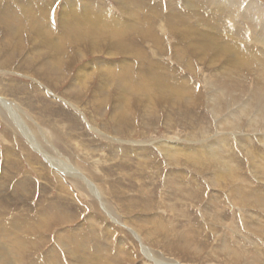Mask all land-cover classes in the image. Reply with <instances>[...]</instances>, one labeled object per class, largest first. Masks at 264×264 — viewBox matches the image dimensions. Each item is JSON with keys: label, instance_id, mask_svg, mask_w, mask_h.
<instances>
[{"label": "rangeland", "instance_id": "1", "mask_svg": "<svg viewBox=\"0 0 264 264\" xmlns=\"http://www.w3.org/2000/svg\"><path fill=\"white\" fill-rule=\"evenodd\" d=\"M190 1L0 0V252L12 264H75L67 236L99 243L85 252L106 264H264V112H238L263 80L264 0ZM235 3L253 28L236 30ZM205 34L223 51L193 53ZM235 49L247 71L217 116L212 81Z\"/></svg>", "mask_w": 264, "mask_h": 264}, {"label": "bare ground", "instance_id": "2", "mask_svg": "<svg viewBox=\"0 0 264 264\" xmlns=\"http://www.w3.org/2000/svg\"><path fill=\"white\" fill-rule=\"evenodd\" d=\"M121 1V0H120ZM128 1V0H127ZM185 1V0H184ZM200 0H191L190 1V3H193V2H199ZM227 2L228 3H230V0H227ZM129 3V2H128ZM119 4V3H118ZM131 4V3H130ZM124 5V4H123ZM126 5V4H125ZM131 6V5H130ZM235 9L234 10H230L229 12H230V14L229 15H231L232 16V18H233V23H234V25H235V27H236V30L237 31H242V28H244V27H246V26H249V28H253L254 27V25H252L251 23H252V21H251V19L249 18V16H250V7L249 6H247V8L246 9H244V10H242V9H240V11H237L238 9V5H237V3H235V4H233L232 5ZM127 7V6H126ZM129 7V6H128ZM219 7H221V5L219 4L218 5V8ZM84 8H86L85 6H84ZM96 8V7H95ZM33 9V8H32ZM121 9V8H120ZM70 10V9H69ZM86 11L85 12H88L89 11V9H85ZM130 10V9H129ZM191 11V10H190ZM174 12V11H173ZM29 13V12H28ZM222 13H224V12H222ZM234 13V14H233ZM10 14H12V13H10ZM26 14H27V12H26ZM25 15V14H24ZM99 15V14H98ZM179 15V14H178ZM12 16V15H11ZM29 16V15H28ZM6 17H8L9 18V16H7L6 15ZM13 17V16H12ZM16 17V16H15ZM196 17V16H195ZM7 18V19H8ZM223 18V17H222ZM243 18V19H242ZM12 19V18H11ZM15 19V18H14ZM189 19V18H188ZM9 20H10V18H9ZM230 20V19H229ZM2 21V20H1ZM5 21V20H4ZM7 21V20H6ZM18 21V20H17ZM16 21V22H17ZM187 21V20H186ZM245 21V22H244ZM3 22V21H2ZM36 22V21H35ZM87 22V21H86ZM145 22V21H144ZM219 22V21H218ZM241 22V23H240ZM209 23V22H208ZM10 24V23H9ZM11 24H12V22H11ZM40 24V23H39ZM209 25V24H208ZM234 25H232V26H234ZM7 26V25H6ZM79 26H80V24H74L73 26H71V24L69 25V31L71 32V31H73V33L75 32V35L76 36H79V34L80 35H89V34H87V33H82V32H80L79 31ZM204 26V25H203ZM11 27V26H10ZM76 29V30H75ZM148 29V28H147ZM209 29V28H208ZM246 29V28H245ZM93 30V29H92ZM218 30V29H217ZM255 30V29H254ZM60 31V30H59ZM247 31V30H246ZM249 31V30H248ZM224 32H228L227 30L225 31L224 30ZM15 33V32H14ZM233 33V32H232ZM243 33V32H242ZM94 34H95V32H94ZM114 34V33H113ZM183 34V33H182ZM225 34V33H224ZM58 35V34H57ZM74 35V36H75ZM240 35V34H239ZM244 35V34H243ZM253 35V34H252ZM255 35H257L256 34V32H255V34H254V36ZM260 35L261 36H263L264 37V32H262V33H260ZM47 36V35H46ZM190 36V35H189ZM198 36V35H197ZM224 36V35H223ZM200 37V36H199ZM227 37H229L228 36V33H227ZM242 37V36H241ZM245 37V36H244ZM249 37V36H248ZM49 38V37H48ZM47 38V39H48ZM124 38V37H123ZM207 38H208V40L210 41H214V40H212V36L211 35H209V34H205L204 35V41H203V45L201 46V47H199V46H194L193 45V48H192V51H193V53L194 52H199V54H203V52H204V54H205V52H209V51H213V52H215V51H218V49H221L222 51H223V47H222V45H224V44H221V43H219L217 40V42H218V44L216 45V47H217V49H215V48H213L212 47V45L211 44H209L208 42H207ZM225 38V37H224ZM223 38V39H224ZM230 38H232V37H230ZM237 39H238V37H236ZM235 38V39H236ZM216 39V38H215ZM222 39V40H223ZM227 39V38H226ZM52 40V39H51ZM118 40V39H117ZM124 40V39H123ZM230 40V39H229ZM229 40H227V41H229ZM232 40V39H231ZM230 40V41H231ZM226 41V40H225ZM233 41V40H232ZM231 41V42H232ZM215 42V41H214ZM242 42V41H241ZM207 43V44H206ZM216 43V42H215ZM247 43V42H246ZM42 44V43H41ZM240 44V43H239ZM245 44V43H244ZM192 45V44H191ZM237 45V44H236ZM246 45V44H245ZM37 46V45H36ZM59 46V45H58ZM62 46V45H61ZM71 46V45H70ZM49 47V46H48ZM72 47V46H71ZM199 48V49H198ZM201 48H203V49H201ZM226 48V47H225ZM224 48V50H226ZM58 49V48H57ZM60 49V48H59ZM227 49H230V47L229 48H227ZM61 50V49H60ZM197 50V51H196ZM231 50V49H230ZM234 50V49H233ZM240 50V49H239ZM88 51V50H87ZM201 51V52H200ZM225 52V51H224ZM241 53V50L240 51H237L236 49H235V51H233V52H231V53H229V54H227L228 55V58L229 59H227L226 61H228V60H230L231 61V66L230 65H228V66H230V69L229 68H227L228 70H224V72L223 73H221L222 75H221V77L220 78H218V79H216L217 80V83L216 82H214V81H212V86H216V87H212L211 88V90H210V101H211V108H212V112H214L215 114H217V116H218V114H220L221 113V111L225 108V105L226 104H231L233 101V99H232V92H234L235 91V89H237L236 87H237V85H238V81L237 80H235L234 79V77H236L237 78V76H238V74L239 73H241V71L242 70H244V68H245V66L246 65H244L243 64V62H241V58L238 56V54L237 53ZM243 52V51H242ZM218 53H220V52H218ZM217 53V54H218ZM213 54V53H212ZM242 54H244V53H242ZM43 55V54H42ZM46 55V54H45ZM206 55H208V54H206ZM209 55H211V54H209ZM214 55V54H213ZM219 55V54H218ZM222 55H223V53H222ZM246 55V54H245ZM48 56V55H47ZM237 56V57H236ZM251 56V55H250ZM213 57V56H212ZM215 57V56H214ZM217 57V56H216ZM215 57V58H216ZM221 57V56H220ZM225 58L227 57L226 55L224 56ZM234 57H236V58H234ZM239 57V58H238ZM243 57H245V59H246V56H243ZM81 58V57H80ZM213 59V58H212ZM211 59V60H212ZM207 60V59H206ZM214 60V59H213ZM249 60V59H248ZM259 60V59H258ZM225 61V62H226ZM246 61V60H245ZM262 60H260V61H258V62H261ZM257 62V61H256ZM258 62H257V64H258ZM206 63H208V62H206ZM222 64H226V63H222ZM253 64H255V63H253ZM264 64V63H263ZM262 64V65H263ZM123 65V64H122ZM210 65V64H209ZM249 65V64H248ZM107 66V65H106ZM124 66H126V65H124ZM225 66V65H224ZM260 66V65H259ZM105 67V66H104ZM111 67V66H110ZM223 67V66H222ZM257 67V66H256ZM224 68V67H223ZM261 68H264V67H261ZM122 69V68H121ZM158 69V68H157ZM216 69V68H215ZM225 69V68H224ZM246 69V68H245ZM249 69H252V68H250L249 67ZM108 70V69H107ZM81 71V70H80ZM111 71V70H110ZM122 71V70H121ZM216 71V70H215ZM245 71V70H244ZM246 71H247V69H246ZM253 71H255V69H253ZM120 72V71H119ZM250 72V71H249ZM256 72H258V74L257 75H260L261 76V78L263 79H259V81H261L259 84H257L252 90H251V92H249V93H251V94H249L248 95V98H247V100L244 102V105L243 106H241V108H240V110L241 111H238V112H243V113H247V111L248 110H252V111H254L255 113H254V116H253V118L250 120V122H255L256 120H258V118H259V116H260V113H262V112H264V70H256ZM137 74V73H136ZM119 75V74H118ZM138 75V74H137ZM246 75V74H245ZM81 78V77H80ZM258 78H259V76H258ZM116 79V78H115ZM163 79V78H162ZM167 78H164L163 80H166ZM46 80V79H45ZM80 80V79H79ZM89 80V79H88ZM163 80H161V81H163ZM81 81V80H80ZM87 81V80H86ZM154 81V80H153ZM205 81V80H204ZM210 81V80H209ZM244 81V80H243ZM250 81V80H249ZM255 81V80H254ZM51 82V81H50ZM82 82V81H81ZM72 83V82H71ZM157 83V82H156ZM166 83V82H165ZM83 84V83H82ZM142 84V83H141ZM163 85H165V84H163ZM218 85V86H217ZM108 87V86H107ZM117 88V87H116ZM121 88V87H120ZM126 89V88H125ZM176 89V88H175ZM181 90L183 89V88H180ZM72 90V89H71ZM177 90H179V88L177 89ZM175 91V90H174ZM183 91H184V89H183ZM100 92V91H99ZM193 92V91H192ZM230 92V93H229ZM98 93V92H97ZM103 93V92H102ZM247 93V92H246ZM171 94V93H170ZM177 94V93H176ZM192 95V94H191ZM93 96V95H92ZM97 96V95H96ZM159 96V95H158ZM168 96V95H167ZM175 96V95H174ZM177 96V95H176ZM173 97V96H172ZM181 97V96H180ZM179 97V98H180ZM103 98V97H102ZM156 98H157V96H156ZM236 98V97H235ZM104 99V98H103ZM102 99V100H103ZM140 99V98H139ZM173 99V98H172ZM174 99H175V97H174ZM182 99V98H181ZM237 99V98H236ZM0 100H1V98H0ZM131 100V99H130ZM171 99H169V101H170ZM196 100V99H195ZM101 101V100H100ZM99 101V102H100ZM179 102H180V100H179ZM237 102V101H236ZM235 102V103H236ZM162 103V102H161ZM99 105V104H98ZM228 107V106H227ZM140 108V107H139ZM138 109V108H137ZM8 110V109H7ZM10 110V109H9ZM11 111V110H10ZM111 111H113V109L111 110ZM143 111V110H142ZM133 112V111H132ZM22 113V112H21ZM112 113H114V112H112ZM233 114V113H232ZM245 115V114H244ZM245 116H247V115H245ZM228 119L227 120H229L228 121V124H229V126H230V128L231 129H235L236 128V126H237V118H238V113L236 112L235 114H233V115H231L230 117H227ZM225 120H226V118H225ZM224 120V121H225ZM223 121V120H222ZM168 122H169V120H168ZM34 126V125H33ZM202 130V129H201ZM46 132V131H45ZM203 134V133H202ZM30 135V134H29ZM175 135V134H174ZM191 135V134H190ZM199 135V134H198ZM36 137V136H35ZM41 139V138H40ZM188 142V141H187ZM198 143H200V142H198ZM225 143V142H224ZM162 144V143H161ZM164 144H166V143H164ZM164 144H163V147H164V151H165V153H166V150H167V148H169L168 149V152H167V154L170 152L171 154H173L174 153V151H175V148L173 147V146H164ZM221 145V144H220ZM162 146V145H161ZM223 146H225V145H223ZM210 147V146H209ZM222 147V146H221ZM211 148V147H210ZM209 148V149H210ZM46 149V148H45ZM206 149H208V148H206ZM184 150V149H183ZM182 150V151H183ZM215 149L213 148L212 150H210V156L209 157H211V159L212 160H214V162L216 163V164H218V166L221 168V170L225 167V163L228 161H225L224 159H222L221 157H220V154L218 153V152H215L214 151ZM248 151V150H247ZM190 151L188 150L187 151V153H189ZM196 153H197V151H196ZM208 153H209V151H208ZM208 153H206V154H208ZM205 154V153H204ZM250 154H252V153H250ZM194 155V154H193ZM257 155V154H256ZM199 155H196L195 157H198ZM202 156V155H201ZM48 157V156H47ZM170 157H171V155H170ZM209 157H206V158H209ZM251 157H253L254 158V155L252 154V156ZM260 157V156H259ZM57 158V157H56ZM173 158V157H172ZM182 158V157H181ZM257 158V157H256ZM179 160V159H178ZM187 160V159H186ZM185 160V161H186ZM189 160V159H188ZM257 160V159H256ZM171 161V160H170ZM210 161V160H209ZM264 162V161H263ZM192 163V162H191ZM230 163V162H229ZM186 164H187V162H186ZM183 165V164H182ZM190 165V164H189ZM215 165V164H214ZM260 166H261V164H259ZM70 166V165H69ZM228 168H229V165L227 166ZM258 167V166H257ZM264 168V167H263ZM262 167H261V169H263ZM70 169V168H69ZM73 171V170H72ZM256 171H258L259 172V170H256ZM219 171H217V173H218ZM264 173V172H263ZM222 174H224V173H222ZM217 180V179H216ZM86 192V191H85ZM141 192V191H140ZM259 192V191H258ZM264 194V193H263ZM237 196V195H236ZM238 197V196H237ZM256 197V196H255ZM236 198V197H235ZM240 198V197H239ZM238 198V199H239ZM257 198V197H256ZM255 199V198H254ZM258 199V198H257ZM262 199H263V197H262ZM259 200V199H258ZM148 201V200H147ZM247 201V200H246ZM249 201V200H248ZM256 201V200H255ZM261 201V200H260ZM251 202V201H250ZM248 203V202H247ZM261 203V202H260ZM123 205V204H122ZM242 206V205H241ZM251 206V205H250ZM253 206V205H252ZM255 206V205H254ZM208 209V208H207ZM111 212V211H110ZM172 215V214H171ZM115 220V219H114ZM113 221V220H112ZM113 222H115V221H113ZM17 223V222H16ZM255 223V222H254ZM139 228H140V226H139ZM164 229V228H163ZM5 231V230H4ZM3 231V232H4ZM66 232V231H65ZM180 233V232H179ZM132 234V233H131ZM132 236V235H131ZM81 236H79L78 235V237L77 238H80ZM66 238V237H65ZM67 238H69L70 240H65L64 241V243H66V244H68V246H71V245H73L74 247H75V249H70V253H71V255H72V257L74 258V260H75V264H106V263H103V258H104V256H103V254L102 253H100L99 254V256L98 257H95L94 255H92V254H90L89 252H85V250L86 249H88L89 251H93L95 254H98L97 253V251L95 250V247L97 246L98 247V252L100 251L99 249H102V247H99L98 246V244L96 245V243H94V245L92 246L91 245V243L90 242H88L87 240H84V239H71V237H68L67 236ZM19 239V238H18ZM16 240V239H15ZM17 241V240H16ZM15 242V241H14ZM72 242V243H71ZM85 244V245H84ZM4 246V245H3ZM15 246V245H14ZM1 248V247H0ZM21 248L23 249V247L21 246ZM18 250V249H17ZM14 253H16V251L14 252ZM189 253V252H188ZM237 255V254H236ZM257 255V254H256ZM260 255V254H259ZM258 255V256H259ZM15 256V255H14ZM147 256V255H146ZM195 256V255H194ZM103 257V258H102ZM240 257V255L238 256V258ZM246 257V256H245ZM244 257V258H245ZM14 258V257H13ZM4 259H6V261L4 260ZM8 259V260H7ZM147 259V258H146ZM233 259V258H232ZM15 260V259H14ZM14 260L11 258V257H9V256H7V252H0V264H12V262H14ZM197 260V259H196ZM230 260V259H229ZM228 260V261H229ZM245 260H247L246 258H245ZM250 260H252V259H250ZM254 260V259H253ZM258 260H260V259H258ZM18 261V260H17ZM157 261H158V259H157ZM263 261V260H262ZM258 262V261H257ZM256 262V263H257ZM70 263L71 264H74L71 260H70ZM144 263V262H143ZM206 263V262H205ZM204 263V264H205ZM260 263H262V262H260ZM170 264V263H169ZM227 264V263H226ZM230 264V263H229ZM240 264H241V262H240ZM259 264V263H258Z\"/></svg>", "mask_w": 264, "mask_h": 264}]
</instances>
